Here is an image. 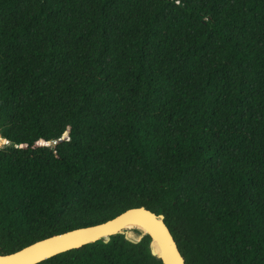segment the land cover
<instances>
[{
    "label": "trees",
    "instance_id": "trees-1",
    "mask_svg": "<svg viewBox=\"0 0 264 264\" xmlns=\"http://www.w3.org/2000/svg\"><path fill=\"white\" fill-rule=\"evenodd\" d=\"M0 134V254L145 206L186 264H264V0H0Z\"/></svg>",
    "mask_w": 264,
    "mask_h": 264
},
{
    "label": "water",
    "instance_id": "water-1",
    "mask_svg": "<svg viewBox=\"0 0 264 264\" xmlns=\"http://www.w3.org/2000/svg\"><path fill=\"white\" fill-rule=\"evenodd\" d=\"M67 134L68 131H65L59 141ZM0 137V146L10 143L1 134ZM56 143V141L49 142L50 145ZM131 225L141 228L142 232L136 230L140 234L139 238L129 234L127 226ZM119 233L124 234L125 238L132 242H139L145 235H149L151 252L160 258L163 264H186L177 241L165 221V215L157 214L145 206L131 207L103 222L57 233L11 253L0 254V264H35L84 244L101 239L108 242L111 236Z\"/></svg>",
    "mask_w": 264,
    "mask_h": 264
},
{
    "label": "bare ground",
    "instance_id": "bare-ground-1",
    "mask_svg": "<svg viewBox=\"0 0 264 264\" xmlns=\"http://www.w3.org/2000/svg\"><path fill=\"white\" fill-rule=\"evenodd\" d=\"M127 228H129V234H130L131 236H133V237H137V238L140 237V234L136 231V230H138L139 232H140V231L142 232V230H141L140 227L138 228V227H136V226L131 225V226H127ZM137 235H139V236H137Z\"/></svg>",
    "mask_w": 264,
    "mask_h": 264
}]
</instances>
